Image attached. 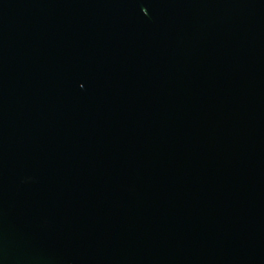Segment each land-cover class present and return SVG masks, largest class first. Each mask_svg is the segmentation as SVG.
<instances>
[{"label": "water", "instance_id": "1", "mask_svg": "<svg viewBox=\"0 0 264 264\" xmlns=\"http://www.w3.org/2000/svg\"><path fill=\"white\" fill-rule=\"evenodd\" d=\"M0 264H264V0H0Z\"/></svg>", "mask_w": 264, "mask_h": 264}]
</instances>
